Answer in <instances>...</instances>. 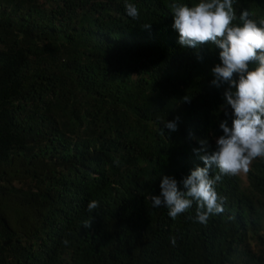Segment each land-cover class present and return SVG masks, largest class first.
Here are the masks:
<instances>
[{"label":"trees","instance_id":"obj_1","mask_svg":"<svg viewBox=\"0 0 264 264\" xmlns=\"http://www.w3.org/2000/svg\"><path fill=\"white\" fill-rule=\"evenodd\" d=\"M125 2L0 0V264H264V159L245 188L221 176L224 211L204 224L195 202L175 219L152 207L231 126L227 85L219 48L179 43L174 0H128L137 20ZM233 6L264 18V0Z\"/></svg>","mask_w":264,"mask_h":264},{"label":"clouds","instance_id":"obj_2","mask_svg":"<svg viewBox=\"0 0 264 264\" xmlns=\"http://www.w3.org/2000/svg\"><path fill=\"white\" fill-rule=\"evenodd\" d=\"M233 5L234 0H197L192 6L174 0L170 4L173 27L179 32L182 46L198 49L210 44L220 49L221 63L212 69V84L218 89L227 85L223 107L231 118V126L228 120L219 123L223 135L216 140L215 150L209 151L207 140H200L201 147L193 149L205 166L197 167L182 181L186 191L179 190L175 178L164 176L160 196L150 197L152 207H166L172 219L191 209L194 202L198 223L204 224L210 215L222 213L223 199L215 183L221 176L246 174L254 160L264 159V18L253 19L245 9L237 22ZM124 8L128 17L139 19L136 4L126 0ZM150 27L146 24L143 28ZM229 108L230 113L226 111ZM179 119L164 122V128L177 131ZM213 168L219 170L215 179L210 177ZM98 207V201L92 200L87 210L92 212Z\"/></svg>","mask_w":264,"mask_h":264},{"label":"rangeland","instance_id":"obj_3","mask_svg":"<svg viewBox=\"0 0 264 264\" xmlns=\"http://www.w3.org/2000/svg\"><path fill=\"white\" fill-rule=\"evenodd\" d=\"M239 179H240V183L242 188L247 187V180H246V174L242 173L240 175H238Z\"/></svg>","mask_w":264,"mask_h":264}]
</instances>
